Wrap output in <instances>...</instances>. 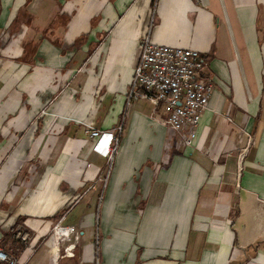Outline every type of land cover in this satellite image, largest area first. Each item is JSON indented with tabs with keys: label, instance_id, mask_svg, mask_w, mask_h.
Masks as SVG:
<instances>
[{
	"label": "crops",
	"instance_id": "obj_1",
	"mask_svg": "<svg viewBox=\"0 0 264 264\" xmlns=\"http://www.w3.org/2000/svg\"><path fill=\"white\" fill-rule=\"evenodd\" d=\"M151 1L0 0V248L31 233L17 264H264V0ZM144 35L207 56L190 147L164 103L127 104ZM86 123L122 127L102 187Z\"/></svg>",
	"mask_w": 264,
	"mask_h": 264
},
{
	"label": "built area",
	"instance_id": "obj_2",
	"mask_svg": "<svg viewBox=\"0 0 264 264\" xmlns=\"http://www.w3.org/2000/svg\"><path fill=\"white\" fill-rule=\"evenodd\" d=\"M211 90L212 80L206 72L202 53L193 48L154 43L148 35L143 36L127 92V104L134 99L147 100L153 106L164 103L168 109L165 124L190 147L202 113L208 109ZM85 125L87 137L95 139L93 150L108 159V170L98 176L99 181L106 183L122 127L119 126L114 134L101 132L90 123ZM54 233L57 237L69 236L75 229L57 223ZM16 235L23 240L28 236L21 231ZM72 248V244L65 247L68 255H73ZM0 262L17 264V258L0 248Z\"/></svg>",
	"mask_w": 264,
	"mask_h": 264
},
{
	"label": "trees",
	"instance_id": "obj_3",
	"mask_svg": "<svg viewBox=\"0 0 264 264\" xmlns=\"http://www.w3.org/2000/svg\"><path fill=\"white\" fill-rule=\"evenodd\" d=\"M157 0H152L151 1V6L154 7L155 3H156ZM205 61L207 62V56H205ZM120 138V137H119ZM14 234V233H13ZM16 235V233L14 234V236ZM31 236V233L29 234ZM29 235L28 237L23 240L21 239L20 237H15V239H13V242H12V247L14 248V251L12 252V254L14 256H18L19 253L21 252V250L23 249V247L25 246L26 242L28 241V238H29ZM4 239H6V237L4 236ZM1 244V243H0Z\"/></svg>",
	"mask_w": 264,
	"mask_h": 264
},
{
	"label": "rangeland",
	"instance_id": "obj_4",
	"mask_svg": "<svg viewBox=\"0 0 264 264\" xmlns=\"http://www.w3.org/2000/svg\"><path fill=\"white\" fill-rule=\"evenodd\" d=\"M151 18H152V15H151ZM152 21H153V19H151L150 20V25L152 24ZM106 182H107V180H106ZM105 185V181L104 180H102V181H100V187H102V186H104ZM102 195H103V193H102ZM51 234H55L54 233V227H53V229H52V231H51ZM28 235V234H27ZM28 237V236H27Z\"/></svg>",
	"mask_w": 264,
	"mask_h": 264
}]
</instances>
